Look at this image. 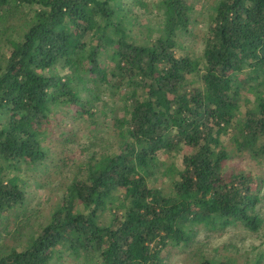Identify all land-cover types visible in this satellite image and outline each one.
Returning <instances> with one entry per match:
<instances>
[{
	"label": "trees",
	"instance_id": "trees-1",
	"mask_svg": "<svg viewBox=\"0 0 264 264\" xmlns=\"http://www.w3.org/2000/svg\"><path fill=\"white\" fill-rule=\"evenodd\" d=\"M157 2L160 34L138 42L132 23L149 12L144 0H0L9 51L0 54V221L14 216L16 226L0 243V264H51L62 254L166 264L163 251L190 243L196 227L260 231L258 176L228 165L244 155L264 164V0H220L201 57L177 55L191 0ZM59 68L64 74H46ZM106 87L132 93L113 123V149L63 185L47 223L20 219L27 185L41 186L21 173L46 171L56 116L76 108L75 118L91 120ZM161 156L172 161L166 168ZM158 174L171 192L150 185ZM198 264L236 263L204 255Z\"/></svg>",
	"mask_w": 264,
	"mask_h": 264
},
{
	"label": "rangeland",
	"instance_id": "rangeland-1",
	"mask_svg": "<svg viewBox=\"0 0 264 264\" xmlns=\"http://www.w3.org/2000/svg\"><path fill=\"white\" fill-rule=\"evenodd\" d=\"M159 0H144L148 4L149 12L137 11L138 18L134 20V37L138 42H145L152 36H158L161 31L162 18L159 12ZM220 0H191L190 5L194 10L193 20L188 31L179 38L177 48L178 56L201 57L205 45L208 19L212 15ZM129 16L136 12L133 6L127 7ZM131 29V28H130ZM92 34L89 40H95ZM9 53L1 47L0 54ZM102 61L105 62V58ZM60 69V68H59ZM46 72L47 75H62L60 69ZM253 91V90H251ZM249 92V97L254 101L253 92ZM84 93V92H83ZM132 93L124 90L112 96L108 88H104L101 93V102L95 117L91 120H79L76 117L77 109H69L67 115H57L56 125L50 128L47 147L48 167L45 169H26L21 175L28 180H36L40 185L30 183L27 185L26 205L20 209V219L27 220L34 227H39L47 223L51 209L60 200L63 185L75 175L82 176L87 171V163L91 157H98L100 154L110 152L116 142L115 129L113 123L116 118H121L125 111L124 107ZM63 112V111H62ZM225 144L230 147L229 133L222 136ZM178 154L176 163L180 164L183 154ZM165 168L172 162L161 156ZM174 161V160H173ZM249 169L253 175L258 176L259 184L255 188V193L259 196L258 211L264 220V164L249 155L232 159L228 168ZM38 181V182H37ZM39 184V183H38ZM150 185L163 188L168 193L172 186L160 174L150 182ZM106 221L109 213H104ZM14 216L4 218L0 221V243L5 235L6 229L10 231L16 229ZM193 239L190 243L179 246L167 247L162 256L166 259V264H198L204 255L213 257L218 261L234 260L236 264H254V259L264 255V222L259 232L253 233L245 229L239 223L229 226L211 224L209 226L196 227L192 231ZM62 258L51 264H85L82 259H75L62 254ZM264 264V257L263 262Z\"/></svg>",
	"mask_w": 264,
	"mask_h": 264
}]
</instances>
